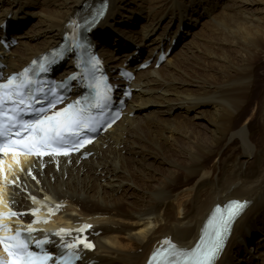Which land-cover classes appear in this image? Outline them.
<instances>
[{
  "label": "bare ground",
  "instance_id": "1",
  "mask_svg": "<svg viewBox=\"0 0 264 264\" xmlns=\"http://www.w3.org/2000/svg\"><path fill=\"white\" fill-rule=\"evenodd\" d=\"M83 1L0 0V38L19 41L8 50L0 43V70L56 46ZM108 1L92 36L115 83L125 84L119 67L135 73L124 115L87 158L23 160L0 179V207L56 203L37 235L88 222L95 248L85 261L143 264L161 237L190 246L212 204L245 198L215 264H264V0ZM37 13L36 28L20 31ZM120 33L133 43H119ZM180 41L184 48L172 53ZM170 47L156 66L152 56ZM142 61L150 62L145 70ZM60 69L72 71V60Z\"/></svg>",
  "mask_w": 264,
  "mask_h": 264
},
{
  "label": "snow or ice",
  "instance_id": "2",
  "mask_svg": "<svg viewBox=\"0 0 264 264\" xmlns=\"http://www.w3.org/2000/svg\"><path fill=\"white\" fill-rule=\"evenodd\" d=\"M92 59L93 66L98 68V59L95 57ZM32 63L36 64L37 62L33 61ZM39 67L41 71L47 70L45 64H40ZM68 79L75 80L77 77L73 76ZM42 83L36 82L37 86L33 88L29 69H24L19 74H13L6 82H0V153L19 154L25 152L37 157L45 155L69 156L72 151H79L86 144L92 142L87 134L97 130L100 123L99 117L103 115L102 110L107 107L110 99L109 86L105 85L103 92L99 91L98 84L94 86L93 91L96 95L92 102L87 103V106H85L87 100L85 97L73 101L60 110H55L56 105L62 103L65 97L59 95L51 87L47 89L41 87ZM93 108L98 110L96 116L92 115ZM25 116H30V118L25 119ZM29 175H31V169H29ZM56 207L58 208L59 205ZM244 207V203L230 201L224 206V209L219 207L215 209V213H221V215L212 221L214 224L212 239L210 242L203 245L198 244L194 249L188 251L185 254V264H214V260L222 248L225 233L230 231L232 222ZM35 211L38 210H32V214ZM27 214L8 212L0 215ZM89 227L91 226L84 225L75 231L83 233ZM33 231L36 230L31 227L27 229L29 235ZM71 231L73 230L61 229L54 235L63 237L70 234ZM22 235L20 231H17L13 236L0 237V242L3 243L9 256L6 264H50L54 258L44 250L43 246L51 242L48 240L35 241L39 251H32L29 242L21 238ZM81 245L86 249L94 247L86 237L80 235H77L71 243L62 241L61 255L56 259V264H74V261L79 259L78 249ZM163 251L162 248L154 253L150 264H154L155 258ZM0 264H5V262L0 261Z\"/></svg>",
  "mask_w": 264,
  "mask_h": 264
},
{
  "label": "rangeland",
  "instance_id": "3",
  "mask_svg": "<svg viewBox=\"0 0 264 264\" xmlns=\"http://www.w3.org/2000/svg\"><path fill=\"white\" fill-rule=\"evenodd\" d=\"M38 12H39V10H37ZM108 11V10H107ZM38 15H39V13H37V14H34V15H26L25 16V18H23V20L25 21L24 23H23V26H22V28H21V26L20 25H18L16 28H18V29H20V31H22L23 33H25L26 31H29L30 29H33V26H34V28H36V26H35V24L38 22ZM12 16V15H11ZM19 19V18H18ZM167 19V17H164V20H166ZM202 20V19H201ZM201 20H200V23H201ZM205 20V19H204ZM203 20V21H204ZM202 21V22H203ZM204 24V23H203ZM11 27V26H10ZM185 27L186 26H182L180 29H179V31H181L180 33H184L183 31L185 30ZM12 28V27H11ZM15 28V29H16ZM204 29V25H200V26H198V28H196L195 30L197 31H199V29ZM194 30V31H195ZM26 34V33H25ZM185 36H187L188 38L185 40V42L190 38V33H188V34H184ZM119 37H121V39L119 40V43L120 42H125V43H130V44H132L133 43V41H131V40H129L130 38L129 37H126V33H120L119 34ZM26 38V37H25ZM184 41V40H183ZM182 42L180 41L177 45L175 44V47L173 48V50H172V53L173 52H175V51H177V50H180V48H184V47H182L180 44H181ZM19 45V41H18V44L17 45H15V47H13V48H16L17 46ZM114 45H113V38H111V40L110 41H107V47H109V48H111V49H113L114 47H113ZM125 51H124V49H122V50H120L119 51V54H123ZM114 53H118V50L117 51H114ZM144 52H143V54H140L139 55V58L141 59V60H144ZM171 55V54H170ZM169 55V56H170ZM168 56V57H169ZM165 62V61H164ZM163 62V63H164ZM162 63V64H163ZM161 64V65H162ZM198 69V70H197ZM145 70V69H144ZM193 70H197L198 72H201L200 71V69L198 68V67H195ZM188 71H190L189 69H188ZM191 72V71H190ZM258 73H259V75L260 74H262L263 73V70L262 69H260V68H258ZM138 251H140V250H138Z\"/></svg>",
  "mask_w": 264,
  "mask_h": 264
}]
</instances>
